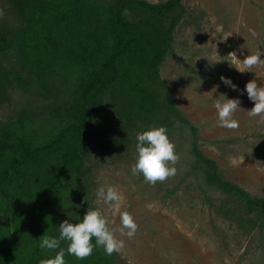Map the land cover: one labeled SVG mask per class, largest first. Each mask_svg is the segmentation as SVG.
I'll return each mask as SVG.
<instances>
[{
  "label": "trees",
  "instance_id": "obj_1",
  "mask_svg": "<svg viewBox=\"0 0 264 264\" xmlns=\"http://www.w3.org/2000/svg\"><path fill=\"white\" fill-rule=\"evenodd\" d=\"M184 1L8 0L19 25L0 30V104L20 91L38 107L0 124V264L66 251L67 241L42 249L41 237L59 238L63 221L79 223L90 208L93 150L129 151L137 133L159 126L170 139L189 132L190 176L204 196L223 197V216L264 231V198L222 177L161 79ZM65 261L118 264L102 246L84 260L66 251Z\"/></svg>",
  "mask_w": 264,
  "mask_h": 264
},
{
  "label": "rangeland",
  "instance_id": "obj_2",
  "mask_svg": "<svg viewBox=\"0 0 264 264\" xmlns=\"http://www.w3.org/2000/svg\"><path fill=\"white\" fill-rule=\"evenodd\" d=\"M145 1L159 4L167 0ZM184 6L187 15L175 32L161 79L173 90L177 107L197 129L201 151L218 164L222 177L251 196L264 198V122L248 116L255 102L245 91L253 79L264 84V65L241 73L227 56L236 52L243 60L258 48L264 51V0H185ZM18 20L8 0H0V30H15ZM221 76L237 89L225 85ZM221 94L241 101L234 113L239 121L236 130L218 125L214 103L223 100ZM10 97L0 104V124H11L21 111L38 107L20 91L11 92ZM189 138L186 132L171 139L179 156L177 173L154 186L145 182L142 173L132 172L137 148L119 153L93 150L89 207H99L114 221L110 227L118 229L119 214L113 215L110 205L102 201L96 203L99 187L115 186L124 197L121 211H129L138 224L133 238L115 233L125 241L124 249L114 252L118 264H264V231H250V226L223 216V197L204 196L190 176Z\"/></svg>",
  "mask_w": 264,
  "mask_h": 264
},
{
  "label": "clouds",
  "instance_id": "obj_3",
  "mask_svg": "<svg viewBox=\"0 0 264 264\" xmlns=\"http://www.w3.org/2000/svg\"><path fill=\"white\" fill-rule=\"evenodd\" d=\"M217 30L222 29L218 27ZM227 56L232 58L231 65L241 73L264 65V59L261 58L264 56V51L259 48L243 60L237 57L236 52H231ZM221 80L225 85L231 86L233 90L237 89V85L233 84L230 79L221 76ZM218 87L219 85L209 93H214ZM245 91L249 99L255 102L254 107L247 110L248 116L251 118L260 117V121L264 122V84H258L257 80L253 79L246 84ZM220 97H223V100L219 98L214 103V108L218 113V125L230 130L238 129L239 121L234 119V113L240 108L241 101L236 98L229 99L224 94H221ZM136 140L138 141L136 145L138 158L132 166L133 174L142 173L145 182L153 186L157 182L162 183L176 175L175 165L179 161V156L176 153L174 142L168 135L166 126L153 127L150 130L137 133ZM96 195L98 205L102 201L104 204L110 205L113 215L119 214L121 226L118 229L110 227V223H114V221H110L99 207H90L81 222L74 224L68 220L63 221L59 225V238L43 235L40 247L50 250L57 249L60 248L61 241H67V254L73 255L79 260L91 256L97 246H102L109 256L114 252H121L125 247V241L118 238L115 233L119 231L121 236L126 235L128 238H133L138 230V224L129 211H121L124 197L117 187L110 185L105 188L101 186ZM148 207L151 208V205ZM93 238H95V244L92 242ZM66 251L60 248L54 258L42 259L40 264H66Z\"/></svg>",
  "mask_w": 264,
  "mask_h": 264
}]
</instances>
